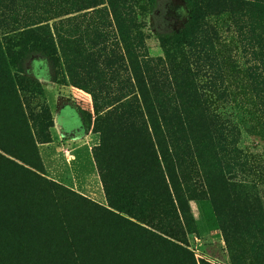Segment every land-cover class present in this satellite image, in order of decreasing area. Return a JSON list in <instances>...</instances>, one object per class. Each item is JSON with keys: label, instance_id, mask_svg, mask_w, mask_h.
Masks as SVG:
<instances>
[{"label": "trees", "instance_id": "trees-1", "mask_svg": "<svg viewBox=\"0 0 264 264\" xmlns=\"http://www.w3.org/2000/svg\"><path fill=\"white\" fill-rule=\"evenodd\" d=\"M106 1L125 32L124 19L130 15L124 10L126 0ZM186 1L189 20L180 32L160 38L164 46L178 48L184 41L191 46L189 36L194 39L201 32L204 11L216 14L229 7L241 18L247 5L264 13V0ZM104 2L0 0V264H216L196 259L187 247V233L195 232L188 200L210 199L228 248L231 235L234 240L245 238L240 234L245 230L244 222L239 225L224 208L223 171L204 134L208 129L204 109H195L196 114L188 110L189 103L198 101L197 92L188 93L189 88L175 82L178 69L169 68L174 84L167 77L156 81L154 73L143 75L141 65L147 63L138 60L133 48L127 50V43L124 55L100 61L94 46L84 43L86 31L75 35L71 23L80 16L72 13ZM92 32L108 34L97 26ZM58 50L72 85L83 88L85 72L104 98L111 77L123 72L120 91L125 88L127 93L120 104L99 107L91 91L97 115L93 131L99 134L93 157L110 208L37 173L36 146L12 69L24 72L32 54L57 67ZM124 63L131 77L124 75ZM179 69L189 73L183 65ZM193 163L200 170L201 183L191 180ZM71 195L88 213L71 210ZM250 236L254 261L264 264V237ZM237 260L232 256L234 264Z\"/></svg>", "mask_w": 264, "mask_h": 264}, {"label": "rangeland", "instance_id": "rangeland-1", "mask_svg": "<svg viewBox=\"0 0 264 264\" xmlns=\"http://www.w3.org/2000/svg\"><path fill=\"white\" fill-rule=\"evenodd\" d=\"M124 10L130 12L124 19L125 32L120 30L106 0L72 13L80 16L71 27L77 36L86 31L84 43L94 46L100 61H106V56L124 55L127 43V50L133 48L138 60L146 61V67L141 65L143 75L154 73L156 81H167V77L174 84L169 68L178 69L175 82L189 88L188 93L197 92L198 101L189 103L188 110L196 114L195 109H204L210 131L207 134L206 127L204 134L210 138L223 171L224 208L236 216L239 225L244 222L241 228L245 231L240 234L245 238L234 240L236 236L231 235L228 248L210 199L194 198L188 203L195 232L187 233V247L196 259L216 264H234L232 256L238 257L237 264H256L249 239L250 235L264 237V13L247 5L241 18L234 16L229 7L216 14L203 10L202 30L194 39L189 36L191 46L184 41L174 48L164 46L160 38L185 27L190 15L186 0H126ZM94 26L104 28L108 34L94 35ZM58 56L57 67L45 57L32 54L24 72L12 69L36 146L37 173L110 208L93 157L99 134L93 131L97 115L91 91L99 107L112 103L106 108L110 109L120 104L127 93L125 88L120 91L125 82L123 72L111 77L108 98H104L85 72L81 73L84 87L72 85L59 50ZM182 65L189 73H179ZM124 67V75L131 77L128 64L124 63ZM15 117L14 113L11 119ZM25 140L23 147L27 145ZM199 171L193 163L191 180L201 183ZM72 198L71 210L88 213L81 211L82 203L77 197Z\"/></svg>", "mask_w": 264, "mask_h": 264}]
</instances>
